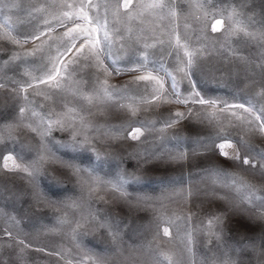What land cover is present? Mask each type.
Here are the masks:
<instances>
[{
	"label": "rangeland",
	"instance_id": "374dc122",
	"mask_svg": "<svg viewBox=\"0 0 264 264\" xmlns=\"http://www.w3.org/2000/svg\"><path fill=\"white\" fill-rule=\"evenodd\" d=\"M149 2L0 0V264H264V0Z\"/></svg>",
	"mask_w": 264,
	"mask_h": 264
},
{
	"label": "snow or ice",
	"instance_id": "6c2138e0",
	"mask_svg": "<svg viewBox=\"0 0 264 264\" xmlns=\"http://www.w3.org/2000/svg\"><path fill=\"white\" fill-rule=\"evenodd\" d=\"M85 4L88 6V7H92V0H82V4H81V6H80V9H79V13H80V15H79V17L78 18H82V19H84L85 21H90L91 20V18L87 15V13H86V11H85ZM124 8V9H129L130 7H131V0H122V3H118L117 4V6H116V9H117V11H119V9L120 8ZM139 7L141 8V9H147V10H157V9H164V8H166V7H169L168 5H166L164 2H163V0H150V2L149 3H146V4H140L139 5ZM171 14V13H170ZM64 15H69L68 13H64ZM216 24L217 25H221L222 24V21H220V20H217L216 21ZM77 27H79V25H77ZM216 30H218L217 28H213V31H216ZM240 30H244V29H240ZM73 31H75V29H70L69 30V32L68 33H65V35H70ZM85 35H88V32H87V30L85 31ZM8 39H13L10 35L7 37ZM72 39H76V37H72ZM13 42L14 43H18V41H15L14 39H13ZM73 47H75V45H73ZM70 50V49H69ZM77 51L78 52H83V45H81V47L79 48V49H77ZM89 53L90 54H94L95 56H96V59H99V53L97 52V53H93L92 52V49H89ZM50 79H54V77H50ZM137 79L138 80H144V79H148V77H145V76H139V77H137ZM58 86V85H57ZM198 95V94H197ZM199 103H205V101L204 100H199ZM23 112H24V108H21L20 109V113L21 114H23ZM177 115H181V114H177ZM136 132H139L140 131V129H136L135 130ZM133 138L135 139V138H137L135 135H133ZM219 147L221 148V149H223V148H225V144H221V145H219ZM224 156H227L228 154H227V152H223L222 153ZM11 157H8V158H6V159H10ZM243 163L244 164H248L249 163V161H248V159H244L243 160ZM18 167V166H17ZM25 171H27V169H24ZM164 233H165V235H167L168 234V230L167 229H164ZM9 235H10V233H9ZM21 243H23V242H21Z\"/></svg>",
	"mask_w": 264,
	"mask_h": 264
}]
</instances>
